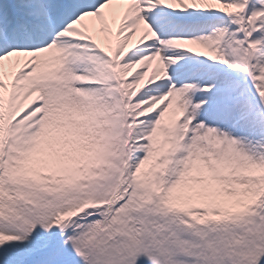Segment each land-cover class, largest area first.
Masks as SVG:
<instances>
[{"label":"snow or ice","instance_id":"6c2138e0","mask_svg":"<svg viewBox=\"0 0 264 264\" xmlns=\"http://www.w3.org/2000/svg\"><path fill=\"white\" fill-rule=\"evenodd\" d=\"M0 264H264V0H0Z\"/></svg>","mask_w":264,"mask_h":264}]
</instances>
